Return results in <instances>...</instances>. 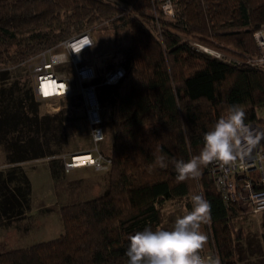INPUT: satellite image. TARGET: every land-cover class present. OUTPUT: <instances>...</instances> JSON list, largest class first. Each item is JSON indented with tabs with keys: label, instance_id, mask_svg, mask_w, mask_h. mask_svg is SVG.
I'll use <instances>...</instances> for the list:
<instances>
[{
	"label": "trees",
	"instance_id": "trees-1",
	"mask_svg": "<svg viewBox=\"0 0 264 264\" xmlns=\"http://www.w3.org/2000/svg\"><path fill=\"white\" fill-rule=\"evenodd\" d=\"M172 2L174 14L166 18L157 0H0L1 69L105 18L114 29L123 70L114 84L101 78L90 82L101 126L112 135L103 194L63 206L59 237L2 250L0 264H126L129 234L145 226L163 228L162 204L186 198L191 207L194 193L211 203V218L201 229L204 249L219 254L222 264H242L244 231L233 225L239 210L222 200L208 175L209 163L200 176L178 180L171 158L197 154L203 133L230 104L245 108L247 122L262 123L264 64L248 61L258 55L253 34L264 30V0ZM43 28L50 35L20 49V34ZM8 73L0 71V149L7 165L0 171V224L5 227L30 210L31 182L23 163L47 158L52 178L62 177L60 154L74 134L67 127L81 118L76 112L83 106L81 94L70 91L68 107L43 113L32 77L13 79ZM161 155L169 158L166 168L159 166ZM260 242L264 254V211Z\"/></svg>",
	"mask_w": 264,
	"mask_h": 264
},
{
	"label": "rangeland",
	"instance_id": "rangeland-1",
	"mask_svg": "<svg viewBox=\"0 0 264 264\" xmlns=\"http://www.w3.org/2000/svg\"><path fill=\"white\" fill-rule=\"evenodd\" d=\"M167 15H165L166 18L169 16ZM32 33H38L39 36L33 37L31 36ZM50 33L51 30L49 28H43L34 32L20 34L18 37L20 49L36 44L42 36L50 35ZM84 33H88L92 37L93 44L81 54L80 59L74 60H81L80 67L86 66L92 68L94 75L92 79H103L116 69H121L119 64L121 54L115 50L114 29L107 19L103 18L102 20L95 21L82 33L73 34L72 36H80ZM68 39L61 40L50 46L48 49L51 51V54H56L59 57L63 56V53H68L67 50L65 51L66 47L63 46V42ZM201 48L204 52L214 55L212 54L213 50L206 47ZM33 59L35 57L29 58L19 65L3 69H7L9 72L8 76L13 77V79L21 78L25 80L27 77H31L30 63H33ZM74 68L75 66L72 61H65L55 66L54 71L69 84L70 89L68 93L71 91L73 92L71 94L78 95L81 94V83L79 77H77L76 69L74 72ZM3 69L0 68V71ZM64 69H71L72 71L68 73ZM68 100L69 98L66 95L54 97L40 102L41 106L39 109L43 113L47 110L56 113L64 106L68 107ZM83 108L82 106L76 112L81 118L67 127L68 131H74V134L70 135L68 142L64 144L65 146L61 151L60 155L63 157V162L68 161L70 155L88 153L90 149L94 148V144L90 139L91 136H89L90 132H88L89 124L86 115L84 118L85 110ZM103 131L104 139L101 143L95 145V148L103 155L109 156L111 130L104 125ZM6 167L4 154L0 149V171ZM23 168L31 182L30 210L27 212L24 220L16 221L10 227L0 224V251L26 248L33 244L59 237L63 233L60 209L65 205L101 196L107 184V171L95 169L92 165L78 166L69 170H65L64 168L63 175L58 180L52 178L49 169V159L47 158L23 163ZM189 203L190 200L186 198L172 199L164 202L160 207L162 227L166 229L172 228L176 218L183 215L185 209L191 208ZM238 213V216L233 220V225L236 230L242 229L244 231V251L241 254L243 257L242 264H264V254L260 242L261 213H242V211H238ZM202 253L204 255L213 254L212 251H207L204 248L202 249Z\"/></svg>",
	"mask_w": 264,
	"mask_h": 264
},
{
	"label": "clouds",
	"instance_id": "clouds-1",
	"mask_svg": "<svg viewBox=\"0 0 264 264\" xmlns=\"http://www.w3.org/2000/svg\"><path fill=\"white\" fill-rule=\"evenodd\" d=\"M246 116L241 104L228 105L225 114L203 133L202 146L197 154L187 160L171 158L176 178L198 177L202 166L213 161L227 166L234 162L243 164L254 158L264 141V128L252 126ZM168 159L161 155L159 166L168 167ZM210 218L211 203L202 193L192 194L191 208L176 218L172 228L145 226L129 234L124 253L126 264H222L219 254L202 253L207 240L201 230L202 224Z\"/></svg>",
	"mask_w": 264,
	"mask_h": 264
},
{
	"label": "built area",
	"instance_id": "built-area-1",
	"mask_svg": "<svg viewBox=\"0 0 264 264\" xmlns=\"http://www.w3.org/2000/svg\"><path fill=\"white\" fill-rule=\"evenodd\" d=\"M159 8L165 15L172 16L174 14V5L172 0H157ZM167 15V16H168ZM254 41L258 49V55L249 60L251 65L264 64V30L260 29L253 34ZM93 44L92 37L88 33L74 36L63 42L68 53L63 56L51 54L48 49L35 56L33 63H30L31 77L33 81V92L37 101H47L54 97L65 96L70 89L66 80L58 76L54 67L65 61H72L75 66L77 77L81 83V96L87 122L89 124V132L94 148L90 149L88 154L90 160L85 165H92L95 169L106 171L109 167L110 160L95 148V145L101 143L104 139V131L101 126L102 118L99 103L95 94V85L90 83L93 70L90 67L79 66L81 54ZM206 51V50H205ZM219 56V54L212 52ZM34 58V57H33ZM75 59V60H74ZM123 76V70L118 68L112 73L105 76L104 83L114 84ZM86 79V80H85ZM53 81L57 86L64 85V90L60 94L47 95L43 93L42 84ZM67 86V90H66ZM48 103V102H46ZM47 110L46 112H49ZM256 128H264V113L262 114V123L248 122ZM78 156L70 155L68 161H64L65 170L78 167L74 159ZM83 166V165H82ZM208 175L214 183L216 190L219 192L222 200L226 205L234 204L242 213H262L264 211V141L254 155V158L247 160L246 163L234 162L231 165H224L221 162L213 161L208 165Z\"/></svg>",
	"mask_w": 264,
	"mask_h": 264
},
{
	"label": "bare ground",
	"instance_id": "bare-ground-1",
	"mask_svg": "<svg viewBox=\"0 0 264 264\" xmlns=\"http://www.w3.org/2000/svg\"><path fill=\"white\" fill-rule=\"evenodd\" d=\"M64 90V85L57 86V84L53 81H50L48 83L42 84V92L47 95H55L60 94ZM90 160V155L88 153H80L78 156L74 159L76 161V165L82 166L85 165L87 161Z\"/></svg>",
	"mask_w": 264,
	"mask_h": 264
}]
</instances>
